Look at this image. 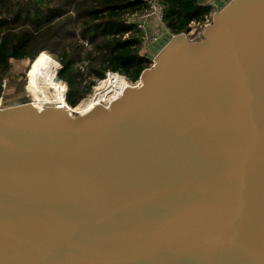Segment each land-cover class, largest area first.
Wrapping results in <instances>:
<instances>
[{"label": "water", "instance_id": "water-1", "mask_svg": "<svg viewBox=\"0 0 264 264\" xmlns=\"http://www.w3.org/2000/svg\"><path fill=\"white\" fill-rule=\"evenodd\" d=\"M139 80L83 114L4 103L0 264H264V0Z\"/></svg>", "mask_w": 264, "mask_h": 264}, {"label": "trees", "instance_id": "trees-1", "mask_svg": "<svg viewBox=\"0 0 264 264\" xmlns=\"http://www.w3.org/2000/svg\"><path fill=\"white\" fill-rule=\"evenodd\" d=\"M154 1L163 8L168 39L204 24L213 11L201 0ZM149 11L148 0H0V84L12 59L28 61L39 51L62 64L72 107L91 93L94 82L81 92L79 85L92 74L104 79L116 72L137 82L152 64L151 55L142 54L145 35L138 27ZM84 63L87 73L79 68Z\"/></svg>", "mask_w": 264, "mask_h": 264}, {"label": "bare ground", "instance_id": "bare-ground-1", "mask_svg": "<svg viewBox=\"0 0 264 264\" xmlns=\"http://www.w3.org/2000/svg\"><path fill=\"white\" fill-rule=\"evenodd\" d=\"M55 63L56 61L45 52L41 54L37 63L33 66L31 93L33 95L34 105L39 109L43 108L45 103L51 102L50 99H53L57 103H62L70 111L83 114L97 105L108 107L121 96L126 88L132 86L129 85L126 81L127 79L122 77V75L111 72L108 74L107 79L99 81L92 97L86 99L79 107L72 109L65 105V84L58 81L56 79V73L49 68L50 65L52 66ZM40 69L47 75L48 80L42 81V78L39 77Z\"/></svg>", "mask_w": 264, "mask_h": 264}, {"label": "flooded vegetation", "instance_id": "flooded-vegetation-1", "mask_svg": "<svg viewBox=\"0 0 264 264\" xmlns=\"http://www.w3.org/2000/svg\"><path fill=\"white\" fill-rule=\"evenodd\" d=\"M83 41V40H82ZM88 44L86 43V46H87ZM89 46V45H88ZM40 52H43V53H45V51H39L37 54H36V56L40 53ZM35 56V57H36ZM41 56V54L37 57V59L39 58ZM50 56L52 57V55L50 54ZM34 57V58H35ZM33 58V59H34ZM33 59H30V60H28L26 63H28V68L25 70V71H23V72H21V73H19V74H16V75H13V73H14V68H13V65H12V69H11V71H10V74L7 76V77H5L3 80H2V82H1V89H2V92H1V95H0V110L3 108V105H4V103H7L8 101H11V100H14V99H16V98H18V97H20V96H24V95H26V96H28L29 97V99L31 100V95L29 94V92H28V88H29V80H31V77H32V75L30 76V73L32 74L33 73V66H34V64H36L37 63V59L34 61V62H32L31 63V61L33 60ZM54 59V58H53ZM55 60V59H54ZM56 61V60H55ZM22 62V61H21ZM25 62V61H24ZM59 64H60V69L59 70H57V77H56V79L57 78H59L60 79V82H62L63 83V81L64 80H62L61 79V77H60V75H61V73H62V71H63V66H62V64L59 62V61H57ZM87 64L88 63H84V66H86V68H88L87 67ZM79 68L82 70V72H85V69L83 68V65L81 64V65H79ZM87 70V69H86ZM42 74H44V72L42 71V69H40V71H39V77L41 78L42 77ZM45 75V74H44ZM91 76H94L93 74L91 75ZM95 77V76H94ZM18 81H17V80ZM98 79V78H97ZM85 81V80H84ZM100 81H101V79H100ZM65 83V85H68V82H66V81H64ZM82 82L83 81H81V87H82ZM25 85L27 86V87H25ZM69 87V86H68ZM80 87V89H79V92H81V91H83V89L85 88V87H82L81 88ZM11 90V93L8 95V93H6V92H9ZM30 90V89H29ZM6 91V92H5ZM68 92H69V90L68 91H65V94H64V99L65 100H67L68 98H67V96H68Z\"/></svg>", "mask_w": 264, "mask_h": 264}, {"label": "rangeland", "instance_id": "rangeland-1", "mask_svg": "<svg viewBox=\"0 0 264 264\" xmlns=\"http://www.w3.org/2000/svg\"><path fill=\"white\" fill-rule=\"evenodd\" d=\"M228 1V0H227ZM156 2V1H155ZM156 4H157V2H156ZM148 5H149V2H148ZM150 6V5H149ZM223 7V6H222ZM159 10H161V9H159ZM151 18V17H150ZM139 21L141 22H143L144 20H141V18H139ZM165 32V33H168V31H167V29L166 28H164V26H163V28H161L160 30L158 29V30H155L154 31V33H151L150 31H149V34H148V36H147V38L146 39H144V41H146V43L143 45V47H142V54H144V55H151V53H153L152 51H153V48H154V46L155 47H157L158 46V44L161 42V40H158V42H156L155 43V37H158L156 34H160V35H164L162 32L163 31ZM192 30H193V28H192ZM192 30L190 31V32H192ZM189 34V33H188ZM161 37H163V36H161ZM168 41V40H167ZM155 43V44H154ZM86 48H90V46H88V47H86ZM156 50V49H155ZM50 55V54H49ZM150 57V56H149ZM52 58H54L55 60H56V58H55V56H53L52 55ZM38 60V59H37ZM57 61V60H56ZM27 61H16V60H14V59H12L11 60V63H12V65H13V68H14V73H13V75H16V74H19V73H21V72H23V71H25L27 68H28V63H26ZM59 63H57V64H54V65H50L49 66V68H50V70L51 71H53L54 73H56V75H57V70H59L60 68H59ZM83 65V68L85 69V73H87V68H86V66H84V64H82ZM57 67V68H56ZM59 68V69H58ZM82 71V70H81ZM109 73H111V72H108V73H106V76H105V78L104 79H101V80H105V79H107V76H108V74ZM45 74V73H44ZM42 74V81H45V80H48V78H47V75L45 74ZM33 76V73L31 74L30 73V76ZM122 77H124V76H122ZM125 78V77H124ZM17 80V79H16ZM31 80H32V77H31ZM31 80H29V88H28V92H29V94L31 95V100L33 101V95H32V93H31ZM129 80V79H128ZM128 80H126L128 83H129V85H137L138 83H139V81H137V82H132V81H128ZM18 81V80H17ZM99 81H100V79H97L96 77H94V76H89V78H87L85 81H83L82 82V87H86L89 83H93L94 82V84H93V86H92V91H91V93L89 94V95H87L76 107H72V109H75V108H77V107H79V105H82L83 104V102L86 100V99H88V98H90V97H92L93 95H94V93H95V89H96V87L98 86V83H99ZM65 82L63 81V84H64ZM131 83V84H130ZM66 84V83H65ZM66 86V91H68L69 90V87H68V85H65ZM25 87H27L26 85H25ZM79 87H81V85H79ZM81 87V88H82ZM30 89V90H29ZM80 89V88H79ZM6 92V91H5ZM6 93H8V95L11 93V90L9 91V92H6ZM50 101L51 102H48V103H45L44 104V107L45 106H47V105H49V104H51V103H57V102H55V101H53V99H50ZM34 102V101H33ZM65 105L66 106H69V107H71V105L68 103V101L67 100H65Z\"/></svg>", "mask_w": 264, "mask_h": 264}, {"label": "built area", "instance_id": "built-area-1", "mask_svg": "<svg viewBox=\"0 0 264 264\" xmlns=\"http://www.w3.org/2000/svg\"><path fill=\"white\" fill-rule=\"evenodd\" d=\"M230 1V0H228ZM228 1H225L224 4H226ZM149 2V5H150V11L148 14L146 15H143L141 16V20H144L143 22L141 21L140 24L138 25L139 29L142 30V32L144 33V39L147 38L148 34H149V31H148V28L146 27L145 25V22L148 21L149 19L151 18H157V20L160 22V24L162 26H164L165 28V25H164V22H163V19H164V12H163V8L160 6L159 3L156 4V2L154 0H148ZM224 6V5H223ZM161 9V10H159ZM220 8H217L216 11L212 12V14L210 15V17L206 20V22L200 26H195L192 30V32H189V37L192 41H200L203 39V36H204V32H205V29L207 27H209L210 25H212V21H213V17H214V14L219 10ZM151 17V18H150ZM172 37V36H171ZM170 37V38H171ZM161 37L158 36V37H155V43L158 42V40H160ZM165 38H163V40H161L162 42H160L158 44V47H155L153 48V53H151V67L155 64V59L157 58L160 50L165 46V44L167 43L166 40H164ZM169 40V39H168ZM146 43V41H143V45ZM154 43V44H155ZM156 49V50H155ZM123 76V75H122ZM127 80L128 78L126 76H124ZM129 81V80H128ZM140 82V81H139ZM132 85V84H131ZM139 85V83L137 84ZM132 86H136V85H132Z\"/></svg>", "mask_w": 264, "mask_h": 264}, {"label": "crops", "instance_id": "crops-1", "mask_svg": "<svg viewBox=\"0 0 264 264\" xmlns=\"http://www.w3.org/2000/svg\"><path fill=\"white\" fill-rule=\"evenodd\" d=\"M225 1H227V0H201L200 2H201V4L208 5V6L212 7V10H213L212 12H214V11H216L217 8H221L224 5ZM145 25L148 28V31H150L151 33H154L155 30H158V29L160 30L161 28H163V26L160 24V22L157 20V18L149 19L148 21L145 22ZM162 33L164 35H160V34H156V35L160 36V37L163 36V37H161V39L163 40V38H165L164 40L167 41L168 38H166V37L168 35L164 31Z\"/></svg>", "mask_w": 264, "mask_h": 264}]
</instances>
